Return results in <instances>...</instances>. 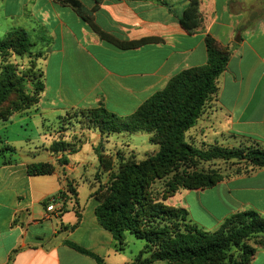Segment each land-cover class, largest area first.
Masks as SVG:
<instances>
[{
	"label": "crops",
	"instance_id": "crops-1",
	"mask_svg": "<svg viewBox=\"0 0 264 264\" xmlns=\"http://www.w3.org/2000/svg\"><path fill=\"white\" fill-rule=\"evenodd\" d=\"M78 1L103 32L124 42H154L122 50L103 41L71 7L53 0H0L2 37L24 29L29 15L47 30L48 43V54L39 63L45 89L33 114H14L1 121L4 127L17 123L24 132L25 119L46 127L69 111L99 107L130 117L175 76L207 64L205 39L210 35L232 55L217 81L218 93L198 123L207 126L206 136L240 137L264 148V0H200L201 27L193 32L180 24L190 0ZM80 134L82 143L76 153L65 152L64 164L57 162L61 154L53 155L47 132L40 133L37 143L21 136L20 144H33L28 153L39 155L32 161L20 159L15 141L0 140V150L12 147L18 155L13 160L7 152L0 154V264H100L68 243L91 252L102 264H133L143 250L141 239L128 233L121 244L99 224L91 188L81 197L79 183L88 182L75 171L88 167L86 158L102 135L88 129ZM123 137L111 134L104 140L111 146ZM35 163H50L56 170L31 176L28 166ZM71 186L75 192L67 191ZM53 197L61 198L62 212L47 211L50 204L45 202ZM178 203L188 221L206 231L240 212L264 215V168L212 188L186 191ZM79 216V225L71 229ZM251 264H264V249L258 248Z\"/></svg>",
	"mask_w": 264,
	"mask_h": 264
},
{
	"label": "trees",
	"instance_id": "trees-1",
	"mask_svg": "<svg viewBox=\"0 0 264 264\" xmlns=\"http://www.w3.org/2000/svg\"><path fill=\"white\" fill-rule=\"evenodd\" d=\"M54 1L74 9L103 41L119 49L130 50L154 42L153 39H142L135 42L121 41L103 32L85 12V8L78 0ZM201 18L200 0H190V5L180 24L184 30L193 32L201 25ZM205 44L208 53L205 66L185 70L175 76L163 91L147 100L132 116L122 118L109 113L104 107L75 112L83 113L87 118V124H92L102 134H116L123 131L144 132L152 135L150 141L159 146L160 149L156 155L150 156L139 164L129 161L120 165L117 173H111L106 191L95 198L97 202L95 213L99 224L111 232L119 243H124L126 232H130L139 239H145L149 244L157 243L158 248L151 262L220 264L219 258L227 249L252 236L261 237L259 248L264 249V215L257 212L247 211L234 214L225 220L220 231L214 235H208L204 229L193 224L192 226L186 224L184 232L177 233L174 239L167 242L164 241L165 232H168L166 229L162 231L143 229L142 215L144 213H141V209H137L143 206L148 216L151 217H174L175 210L167 207H154L148 188L153 179L165 175L167 168L180 161L181 158L237 160L250 166L252 172L264 168V148L255 141H251V145L248 146L232 149L217 148L205 153L197 151L185 141L186 133L197 125L209 103L217 95V81L227 69L232 55V50L222 47L210 35L206 37ZM33 46L29 33L23 28H15L4 40H0V55L15 51L18 56H27L31 54ZM4 69L8 73L9 66H4ZM27 81L33 86L32 96L23 90ZM44 89L43 71L37 70L33 74L24 73L17 82L14 77L11 80L8 75L0 77V121L9 120L19 110L35 107ZM15 92L18 94L17 101H10ZM5 104L9 107L2 111L1 107ZM64 144L65 142L55 143L52 147L53 151L66 150L67 147ZM7 151L12 152L14 149L8 147ZM70 152L74 154L77 150L71 149ZM104 157V155L99 156L101 165L103 164V167L109 170L112 164ZM54 172L55 167L49 163H35L28 166V173L31 176L50 175ZM222 180V176L218 174L201 173L190 176L187 187L189 190L208 189L221 183ZM65 194L60 192L58 195L64 196ZM50 201L49 199L45 202V205ZM178 212L182 220L188 221V213L185 209L181 208ZM80 218L79 216L78 223L71 229L79 225ZM68 245L78 252L92 256L102 264V260L91 252L73 243H68ZM257 250L244 246L242 260L232 261L230 264H251Z\"/></svg>",
	"mask_w": 264,
	"mask_h": 264
},
{
	"label": "rangeland",
	"instance_id": "rangeland-1",
	"mask_svg": "<svg viewBox=\"0 0 264 264\" xmlns=\"http://www.w3.org/2000/svg\"><path fill=\"white\" fill-rule=\"evenodd\" d=\"M14 8H16V2L14 3ZM24 18L29 20L28 24L24 25V29L29 33L30 39L34 45L31 49V54L27 56H18L15 51H8L0 55V77L3 78V75L4 77L8 75L11 80L14 77L15 82H17L24 73L28 74L29 72V74H33L34 71H42L39 63H42L41 61L48 54V43L45 41L47 39V30L37 25V23H35V21L29 15L28 17L27 15L24 16ZM198 27L200 28L201 25ZM4 38L5 37L0 35V40H3ZM6 65L9 66V70L11 68L10 71L8 70V73H6L7 70L4 69V66ZM23 90L29 96L33 95L34 89L30 82L27 81L25 83ZM67 95L72 96L69 91H67ZM17 99L18 94L15 92L10 101H17ZM8 107V104L3 105L1 107L3 109L2 111ZM34 109L35 108L32 107L27 110H19L15 114L30 115L33 114L32 111ZM21 115L15 117L14 121L21 119ZM86 119L87 118L83 115V113H75L74 111H69L65 116L60 117L56 122L46 123V127H42L41 124L36 122V120L33 118L25 119L24 123L26 127L24 132H22L21 128L16 126L17 123H15V126L13 127H4V124L0 121V140L3 141V144H5L6 141H15L17 143L15 145L17 146L16 148H18L20 159L32 161L35 160V156L38 158L39 155L37 153H28L29 147H32L33 144L30 145L28 142L20 144V142L24 140L21 136L24 135L25 140L28 138V140H31L33 143H37L41 140L40 133L42 131L47 132L49 133V142H52L51 151L53 155L58 156L57 154H61L62 156L57 158V162L58 164H64L65 161L68 160L64 155L65 152H70L71 149H77L82 143L81 140L83 138L80 136V132L85 129H88L92 132H99L92 124H87ZM206 127L207 126H205L204 123L199 122L185 135V141L201 153H205L217 148L232 149L251 145V141L240 137L237 138L229 135L222 138H213L212 136H206ZM68 132L71 133V139L68 138L67 141H64L63 136L68 134ZM99 133L102 135V139L95 143V146H93V151H91V153H89L88 157L86 158L88 167L75 171L77 176L79 175V177L83 178L84 181L88 182V186L84 185L82 182L79 183L80 194L83 198H85V196L90 192V188L93 190L92 196L94 199L96 196L102 194V192L104 193L108 184L110 183L111 173H117L120 165L129 161L139 164L147 160L150 156L156 155L160 149L158 145H154L150 141L152 135L148 133L123 131L122 133H124V137L118 139L116 138L117 140L115 139L116 141L113 142V145L111 144V146L109 145V142L107 143L104 140L107 139V137L111 134H102L101 132ZM79 137L81 140H79ZM148 137L150 138L148 139ZM59 142H65L67 149L62 152L53 151V145ZM20 145H23L22 150ZM109 147H111V150ZM7 148L0 150V154L7 152L10 154L13 160H16L15 155L17 153L15 151H7ZM100 155H104V159H106L108 162H111L112 166L109 170L103 167V164L101 165L99 159ZM51 166L55 167L53 164H51ZM251 172L252 168L250 166H247L244 162H239L237 160H205L200 157L181 158L180 161L175 162L171 167L167 168V173L165 175L153 179L150 182V186L148 188V193L151 200H153L154 207H167L169 209L175 210V213H173L174 217L148 216V213L142 206L137 209H141V213H144L142 215V223L144 225L143 229L161 231L166 229L168 232H165L164 241L169 242L170 239H174L177 233L185 231L186 224L192 226V224H190L188 221H184L182 220L181 216H178V211L181 209L178 202L180 200V196L186 191H189L187 186L189 184L188 179L190 176L201 173L218 174L222 176L223 182L237 178L239 176L247 175ZM74 189L75 188L71 186L67 189V191L70 192ZM65 193L67 192L65 191ZM221 226L215 230L203 231L208 233V235H214L220 231ZM128 233L130 232H126V234ZM135 239H137L136 236ZM141 240L145 244L143 246V250L140 252L133 264H174L171 261L151 262V258L158 248L157 243L149 244L145 239ZM136 241L141 242L139 240ZM260 243L261 237L259 236H252L241 240L238 245H233L220 256V264H230L232 261L242 260V248L244 246H250L252 248L258 249Z\"/></svg>",
	"mask_w": 264,
	"mask_h": 264
},
{
	"label": "built area",
	"instance_id": "built-area-1",
	"mask_svg": "<svg viewBox=\"0 0 264 264\" xmlns=\"http://www.w3.org/2000/svg\"><path fill=\"white\" fill-rule=\"evenodd\" d=\"M50 200H51L49 202L50 205H48L47 211L49 213H51V212H53V213H60V212H62V210H63V203H62L61 198L56 197L55 199L54 198H51Z\"/></svg>",
	"mask_w": 264,
	"mask_h": 264
}]
</instances>
